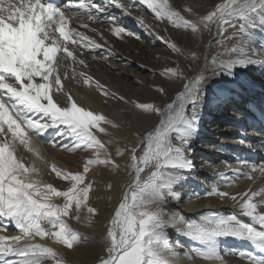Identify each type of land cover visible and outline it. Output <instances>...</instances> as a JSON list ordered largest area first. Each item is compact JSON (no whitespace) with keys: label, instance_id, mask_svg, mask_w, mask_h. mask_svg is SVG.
<instances>
[{"label":"snow or ice","instance_id":"1","mask_svg":"<svg viewBox=\"0 0 264 264\" xmlns=\"http://www.w3.org/2000/svg\"><path fill=\"white\" fill-rule=\"evenodd\" d=\"M138 3L156 21L167 22L193 40L202 41L204 33L220 37L218 50L211 57L212 77H235L237 68L264 69V46L257 50L250 39L257 27L264 29V0H218L203 12L192 5L178 10L170 0ZM111 6L130 15L134 5L126 6L123 0H64L62 6L55 0H0V221L5 222L0 223V231L13 227L18 232L14 236L0 235V264H69L56 248L34 241H51L69 251L86 243L88 238L69 221L91 226L99 215L90 203L94 181L87 179L88 173L92 166L118 172V160L125 156L129 182L106 222L103 254L95 264H177L180 256L225 264L224 257L229 252L220 248L222 237L249 243L259 255L240 253V258L249 264H264V164L243 161L231 176L221 174L227 185L241 178L250 181L244 191H220L216 185L206 193L230 200L239 215L201 213L198 223L165 217L163 206L167 200L180 199L173 186L181 182L182 173L194 167L189 152L198 133L206 96L204 85L209 78L205 73L209 69L205 67L187 77L177 61L171 62L174 66L161 68V78L179 81L182 88L169 96L163 85H151L155 93L168 96L159 105L131 100L109 90L82 70L89 65L81 57L94 49L111 50L103 33L89 23L100 22L99 14ZM104 19L112 25L117 23L111 15ZM139 23L148 30L143 18ZM79 29L99 35L104 43ZM111 33L117 38L135 35L123 26L112 27ZM157 39L177 57L192 61L198 58L196 51H186L179 42L161 36ZM80 88L94 89L104 105L115 101L128 106L137 117L155 116L156 120L142 134L133 133L137 137L135 144L120 147L119 139L109 129L119 131L123 121L86 107L81 103L83 95L77 99ZM32 136L62 151L91 153L82 160L79 171H62L55 164L49 165L51 173L68 182L65 189L37 178L41 170L36 161H43V157L32 146ZM64 140L70 144L62 143ZM245 143L240 140V144ZM21 146L35 159L28 162L20 156ZM257 181L259 185L253 187ZM112 187L107 183L109 191ZM58 199L63 203H57ZM240 216L248 218V222ZM168 224H175L178 235L200 247L173 243L165 230Z\"/></svg>","mask_w":264,"mask_h":264},{"label":"bare ground","instance_id":"2","mask_svg":"<svg viewBox=\"0 0 264 264\" xmlns=\"http://www.w3.org/2000/svg\"><path fill=\"white\" fill-rule=\"evenodd\" d=\"M214 1L218 2V0H170V3L178 10L182 9L185 5H192L194 8L203 12L205 9L211 8ZM98 2L104 3V0H98ZM123 3L126 6L129 4L134 5L129 9L130 15L124 14L121 9H116L114 6L108 7L107 11L103 13L104 15L111 13L112 16L116 17V25L104 24L107 30H102L100 27L104 21L99 24L89 22L91 28H95L97 32L103 33V36L111 46V50L101 48L86 51L85 55L81 58L87 61L89 67L82 70L87 71L90 75L107 86L109 90L122 94L131 100L141 101L145 92H152L154 93L153 96L156 97L153 98L151 102H155L158 105L163 104L168 100V96H161L155 93L150 87L152 82L159 81L158 77L151 74V71H154L152 73H159L161 69L159 64L162 63L160 55L162 53L168 55L170 50L164 48L166 47L165 44L157 39V36L163 33L164 37L172 41H174L173 38L177 36L179 38V43L184 41L183 39H185L186 36L183 34L182 30L178 31L173 29L167 22L156 21L145 6L139 5L138 0H123ZM103 14L99 15L101 16ZM139 18H143L144 23L149 26L148 30L141 27ZM73 23L79 24V21H74ZM114 26H123L127 30L133 31L136 38L132 40L113 37L111 28ZM79 30L86 31L84 29ZM86 34L92 36L101 44L104 43L100 40L99 35L91 31H86ZM250 39L252 46L259 50L261 46H264V29L257 27L254 33L250 35ZM202 45V53L198 59V64L194 65L195 61L186 58L182 59V57H180L179 63L182 67L186 66L188 69H191V74L188 77H192L205 67H208L209 70L205 74L209 78L204 85L206 96L202 105L200 120L198 121V133L191 144L189 152V157L194 164L193 169L188 171L192 174L190 178L191 182L190 185L187 186V183L183 182L185 179V177H183L180 183L184 184H177L178 186H182V189L174 188L173 186V191L180 199L175 200L169 198L167 200L166 204L163 206L165 217L172 216L183 219L182 215L186 213L196 214L201 211L204 213L206 211H212V209H214L213 207L227 215L233 214L234 212L239 215L235 205L230 200H222L218 196H209L206 193L216 185L219 186L220 191H228L230 193L242 192L249 187L250 181L241 178L235 184L227 185L223 182L221 174L231 176L232 170L240 168L241 162L243 161L257 166L264 164V69H261L259 66H250L247 69H234L237 73L235 77H212L211 57L214 56L218 50L219 37L208 35L204 39ZM151 47L159 48V50L155 51ZM144 48L147 50H144ZM258 54L260 53L258 52ZM93 57H95V59ZM172 59L175 61L174 57ZM141 65H144V67H141ZM160 81L167 92L169 89L172 91L171 93L168 92L169 96H173L178 88H182L179 81L175 83L171 81ZM66 83L69 87H72L71 81ZM73 91L76 92L74 87ZM244 93L249 95L254 93V98L261 95L259 97H261L260 101L262 104L259 106L250 104L248 100H244L242 97ZM81 95L84 97L81 103L86 107L100 111L109 118L123 121L124 125L119 131L109 129V132H112L113 135L119 139V146H121V141H129L135 130L137 133L141 134L146 129L151 128L156 120L155 116L137 117L128 106L116 103L115 101H109L108 105H104L102 103L103 98L94 89L90 91L87 88H80L79 92H77V99H80ZM222 97L228 100V105L226 106H230L231 108L234 107L232 111L234 119L225 120L222 116H215L217 113L216 111H223L220 108L217 109ZM241 115L244 117H241ZM97 134L99 135V133ZM101 138L107 139V137L103 136ZM240 140H245L246 143L242 145L240 144ZM31 142L32 146L38 149L41 155L40 145L32 138ZM19 154L22 157L26 156V161L28 162L35 159V157L25 149L22 150L20 148ZM45 161L47 163H45ZM42 162L44 166H42L43 171L49 174V165L54 164V160H37L36 165L38 168H40ZM56 163L58 162L56 161ZM56 166L59 169V166ZM244 170L247 171V169ZM99 171L101 172V169H99ZM102 172H104V170ZM120 172L117 173V176L114 178L116 181L123 177V173ZM183 174L184 173H182V176ZM52 175L49 176L50 179L54 181L53 185L57 182L58 186H63V184H60V181ZM100 177L103 178V175ZM259 183L260 181H257V183L252 186L257 187ZM195 192H199V194L202 193L199 199V195L197 196ZM170 203L172 205H170ZM181 206L186 211L178 210V207L180 209L182 208ZM240 219L248 222V218L246 217L240 216ZM69 223L73 228L86 233L79 223H75L74 221H69ZM165 230L168 232L173 243L175 241H180L186 248L194 246L200 247L196 242L192 243L194 246L192 244V246H190L186 240H182L177 234L175 224L166 225ZM0 235L4 234L0 232ZM233 240L226 239L223 241L219 239V245L222 251H227L228 249L226 248L231 247V249H229L231 251H227L229 254L224 257L225 264H249V262L240 261L234 257L232 253H252L254 255H259L257 250L249 243L237 239ZM49 244L53 246L52 243ZM235 246L238 247L237 250H234ZM53 247L65 256L61 248L55 245ZM177 264H218V262L205 261L199 257L187 259L180 256L177 259Z\"/></svg>","mask_w":264,"mask_h":264},{"label":"rangeland","instance_id":"3","mask_svg":"<svg viewBox=\"0 0 264 264\" xmlns=\"http://www.w3.org/2000/svg\"><path fill=\"white\" fill-rule=\"evenodd\" d=\"M215 3H216V1H214L213 5ZM103 23H102L101 26H103ZM104 24L111 25L110 23H104ZM103 27H105V25ZM129 32L134 33L133 31H129ZM228 32L230 34L231 33V29H229ZM208 35H209L208 33L207 34L206 33L203 34L202 43H201V40H193V39H191L190 35L186 36L185 39H183L184 41H182V42H184V43H182V42L180 43L181 46H183L186 51H189V52L190 51H196V52L199 53L198 54V58L195 60V64L194 65L198 64V59L200 58L201 53H202L203 41ZM160 36L164 37V34L162 33V34H160ZM121 38H125V39L128 38V39H132L133 40L136 37H135V35L134 36H128V35L122 34ZM121 38H117V39H121ZM173 40L178 42L179 38L176 36V37L173 38ZM220 40H221V38L219 37V42H220ZM196 44H197V46H196ZM151 48L153 50H155V51L159 50V48H156V47H151ZM164 48L167 49V47H164ZM144 50H147V49L144 48ZM170 53L171 52H169L168 55H164L163 53L160 55V59H162L161 60L162 63L159 64L160 68L165 67V66H174L171 63L173 61V59H172L173 57H174L175 61H177L178 63L180 62V57H177L176 55L174 56L173 53H171V54ZM182 59H184V57H182ZM183 68L185 70V75L187 77L190 76L191 69H188L186 66L183 67ZM152 72H154V71H151V74H153V76H155V77H158L159 81H154V82L151 83V85H153V84L163 85L160 80H162L163 82L166 81V80L161 78L159 76V73H152ZM168 92L171 93L172 91L169 89ZM172 94H174V93H172ZM153 95H154V93H152V92H145L143 94V96H142V100L141 101L151 102L153 100V98L156 97V96H153ZM259 96H261V95H259ZM259 96L254 98L255 97L254 93H252V95H249L247 93H244L242 95L244 100L246 99V100H248V102L250 104H253V105H256V106L257 105L259 106V105L262 104L261 101H260L261 97H259ZM227 103H228L227 98L222 97L217 109L220 108L222 110L230 111V109L225 107L226 105H228ZM223 107H225V108H223ZM233 116H234V114L232 113L231 116L228 119H234ZM241 117H244V116L241 115ZM135 132H136V130H135ZM31 138L33 140H36L38 145H40L41 156L43 157V160H54V164L58 165L59 169H61V170L64 169L63 171L75 172V171L81 170L82 160L85 159L88 155L91 154L90 152H84V151H80V150H76L74 152L62 151V150H60L58 148H53L48 143L42 142L40 138H37L35 136H32ZM57 139H59V138H57ZM132 139H134V140H132ZM136 140H137V137L132 134V137H130V140L127 141L129 143L121 141V146L120 147H124L126 145L127 146H131V145L136 143ZM61 142L70 144V141H68V140H64V141H61ZM22 153H23V151H22ZM23 158L25 160L27 159L26 156H24ZM30 159H31V157H30ZM56 161L58 163H56ZM118 162L120 163L121 166H123V167H121L119 169L118 172L114 171V170H108V169L105 170V169L101 168V166H92L90 171H89V173H88L87 179L91 180V181H94V191L91 194L90 203H91V205L93 207L98 209L99 215L95 218V220H94V222H93V224L91 226H85V223H79L82 226V228L85 230L86 233L81 232L78 229L74 228L75 230L79 231L80 233H82L84 236H86L88 238L87 242H86L87 245H86V243H82L79 247L76 248L75 251H69V250H66V249L62 248L59 245L53 244L51 241H40L39 239H37L36 240L37 242L35 241V243L46 244L49 247H53L55 245V246L61 248L63 253H64V255H65L64 257L68 260L69 264H95V261H96L97 257L103 254V252H102V248H103L102 237L104 236L106 222H107L108 218L111 216V214H112L111 212H113L114 208L118 204V202H119V200L121 198V195H122L123 191L125 190L128 182H129V176H128L127 172L125 171V164L128 162V157L125 156L124 158L119 159ZM42 166H43V162H42V165L40 166V170H41L40 176L37 177V178L40 179L44 183H50L51 182V184H53L54 181H52L50 179L49 175L53 174L54 177H56L55 174L51 173V172L49 174H48V172H44ZM99 169H101V172L99 171ZM103 170H104V172H102ZM120 170H121V172H120ZM119 172L123 173V177L120 180L116 181L114 178H115V176H117V173H119ZM95 173H97V174L99 173V174L97 175ZM100 174L103 175V178L100 177V176H102ZM191 176H192V174L189 173L188 171L184 172V174H183V177H185L183 182L187 183V186L190 185ZM56 179H58V178L56 177ZM186 179H187V181H186ZM58 180L60 181V184H63V186H58V183L55 182L54 186L57 187L58 189L63 190V189H65L68 186V182L62 181L60 179H58ZM109 182L113 185V187H112V189L110 191L106 188V185ZM179 184H182V183H179ZM184 186H186V185H184ZM175 187L178 188V189H182L183 188L182 186H178L177 184L174 185V188ZM195 193H196L197 196L199 195L198 199L202 195V193L199 194V192H195ZM56 202L57 203H63V201L59 200V199L56 200ZM170 205H172V204L170 203ZM213 208L214 209H212V211H206V212H204V214H207L209 212H215V213H217L219 215L227 216V214L222 213V211L217 210L215 207H213ZM174 209H176V208H174ZM178 210L186 211L183 207L181 209L178 207ZM201 213H202V211L198 212L196 214H187L186 213V214L182 215L183 216V220L188 221V222H192V223H198L202 219ZM0 223H5V222L4 221H0ZM75 223H77V222H75ZM0 232L3 233L5 236H14V235L18 234L17 230H15L13 227H9L7 231H0ZM90 232H91V234H90ZM178 236H180V238H182V240L183 239L186 240V242L190 246L193 245L192 244L193 241L187 239L186 237H184L182 235H178ZM220 239L225 241L226 239L233 240L234 238L232 239L231 237H222ZM234 240H236V239H234ZM47 242H48V244H47ZM49 243H52L53 246L51 244H49ZM194 247H197V246H194ZM91 249H93V250H91ZM226 249L229 250V249H231V247H227ZM237 249H238V247L235 246L234 250H237ZM230 251L231 250H229V252ZM234 257H236L240 261H245V262L248 263L247 259L240 258L239 253L234 254ZM46 264H51V262L50 261L46 262Z\"/></svg>","mask_w":264,"mask_h":264}]
</instances>
